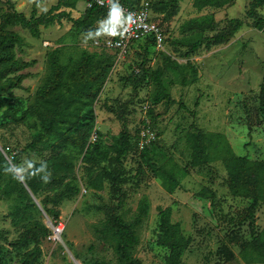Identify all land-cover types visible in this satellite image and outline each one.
Returning a JSON list of instances; mask_svg holds the SVG:
<instances>
[{
    "label": "rangeland",
    "instance_id": "374dc122",
    "mask_svg": "<svg viewBox=\"0 0 264 264\" xmlns=\"http://www.w3.org/2000/svg\"><path fill=\"white\" fill-rule=\"evenodd\" d=\"M56 2L0 0V13L14 8L29 16L35 4L42 12ZM249 3L250 0H236L220 8L199 9L194 0L180 1L179 13L166 33L168 40L163 51L182 64L190 60L191 65H181L179 70L167 67L164 81L177 103L158 104L152 116L148 115V107L153 104L155 83L146 81L142 84L136 79V69H140L145 53L144 45L136 44L126 58L117 56L115 68L95 105L97 118L92 134L100 130L109 134L110 140L109 136L119 134L125 127V121L120 117L124 114L126 124L135 136V150L124 161L126 179L122 187L127 196L121 203L109 177L102 191L88 184L78 159L76 177L81 191L61 204V222L55 224L62 228L58 235L48 222L44 209L39 205L32 206L23 196L21 199L25 203L20 202L18 195L21 193L15 177L9 171L5 173L0 189V264H20L24 252L35 246V242L30 241L19 247L17 239L36 219L52 229L51 233L40 235L43 264L117 263L116 251L98 230L115 206L117 212L137 222L140 241L135 253L143 264H168L169 249L157 240L159 213L161 208L168 206L173 208L172 220L180 222L186 235L192 238V244L184 252L183 264H264V261L244 260L240 254L243 240H251L255 233L264 232V202L254 210L255 215L250 216L249 200L230 192L224 162L216 159L194 166L187 141V134L194 124V129L199 131L223 133L236 153L264 160V108L259 99L264 82V30L254 27V21L247 17ZM86 8L87 0H80L73 15H82ZM259 11L264 16V6ZM205 14H213L218 22L207 30L208 34L227 28L231 18H241L245 22L229 42L214 45L210 50L203 46L190 59L183 58L176 49L180 45H173L172 40L184 42L194 38L196 33L188 28L189 21ZM102 23H107L110 29L113 26L108 19ZM71 27L72 22L67 20L63 24L45 27L40 38L16 27L27 38V44L18 49V54L26 60H35L34 65L26 70L30 76L17 94L24 97L35 94L47 72L50 49L64 45L65 56L76 54L81 48L100 49L94 45L95 36L71 34ZM181 49L186 50V47ZM163 51L149 48V63L153 68L166 67ZM196 71V81L184 84L183 79L192 77ZM180 102L186 107H181ZM145 126L155 131L156 142L166 156L188 169L182 185L174 192L168 191L161 178L155 177L142 162L136 142L138 133ZM39 130L40 127H32L29 122L10 124L0 129V146L5 143L20 150L37 136ZM43 158L44 154L40 152H27L24 169H28L32 161ZM204 188L215 192V204L211 197L202 194ZM26 203L29 204L26 206ZM229 253L236 257L228 259Z\"/></svg>",
    "mask_w": 264,
    "mask_h": 264
},
{
    "label": "trees",
    "instance_id": "16d2710c",
    "mask_svg": "<svg viewBox=\"0 0 264 264\" xmlns=\"http://www.w3.org/2000/svg\"><path fill=\"white\" fill-rule=\"evenodd\" d=\"M79 1L57 0L49 9L42 12L35 4L29 16L14 8L0 13V129L10 124L26 122L32 127H40L37 136L20 150L3 143V148H0V189L4 175L9 171L19 186L20 202L25 203L21 199L23 196L32 206L39 205L27 184L56 225L61 222V204L81 191L76 177L78 159L81 160L80 166L85 172L84 176L88 178V184L102 191L105 189V180L109 177L121 203L127 196L122 187V182L126 179L124 161L135 150L133 141L135 136L128 128L124 114H120V117L125 121V127L119 134L109 136V140V134L97 130V139L90 142L97 118L95 105L115 68L119 50L106 47L91 50L86 47L81 48L76 54L65 56L64 45L54 47L48 51L47 72L35 94L32 97H24L16 92L24 87L25 80L30 76L26 70L35 63V60H26L18 54V49L27 44V38L16 27H22L32 36L40 38L43 28L63 24L67 20L72 22L70 33L74 35H93L95 40L118 36V20L103 6L94 3L87 6L82 15L75 17L73 11ZM123 1L132 6H139L144 2ZM180 1H150L153 18L165 35L171 30L172 21L179 13ZM235 2L236 0H194V5L199 9L208 6L220 8ZM263 6L264 0H250L247 9V17L254 21V27L260 30H264V16L259 11ZM105 19L113 24L111 29L107 23H102ZM229 22L227 28L208 34L207 30L214 28L218 23L213 14L191 18L188 28L194 31L196 36L184 42L172 40V44H179L176 49L180 56L190 59L199 53L203 46L210 50L214 45L229 42L245 21L241 18H231ZM104 33L107 36L104 37ZM167 40L166 37V43ZM136 44H143L145 49L140 69H136V79L142 84L146 81L155 83L153 104L148 107V115L152 116L158 104L177 103V99L169 92L164 81L167 67L179 70L181 65L191 64L190 60L182 64L162 50L166 67L153 68L149 63L148 53L149 48H156L154 37L148 35L133 41L129 53L134 50ZM182 47H186V50H182ZM197 77L196 71L192 77H185L183 83L195 82ZM259 99L261 107L264 108V82L261 85ZM199 101L200 97L197 103ZM180 106L186 107L183 102H180ZM191 127L187 141L192 150L193 165L200 166L221 159L228 171L227 184L231 194L247 198L249 215L254 216V210L264 202V160L236 153L223 133L199 131L194 129V124ZM140 137L141 130L136 145L141 151L144 166L155 177L161 178L168 191L174 192L182 185V178L188 174V169L168 158L156 142L157 138L152 141V145L140 148ZM30 151L40 152L44 154V158L32 161L25 170L24 155ZM10 161L18 168L24 181ZM202 194L211 197L213 204L216 203L214 191L204 188ZM1 196L0 193V199ZM29 203H26V206ZM117 208L115 206L109 211L103 226L98 227V230L118 255V262L114 264H143L135 253L140 241L137 222L128 220L125 214L117 212ZM159 214L157 240L160 245L169 249L167 263L183 264L184 252L192 244V238L186 235L180 222L172 220V206L161 208ZM51 231L52 229L39 219L25 228L17 239L18 246L21 247L30 241L35 242V246L24 252L20 264H43L40 235H47ZM241 246L242 259L249 262L264 261V232L255 233L251 240H243ZM234 256V253H229L226 257L231 259ZM95 264L111 263L96 261Z\"/></svg>",
    "mask_w": 264,
    "mask_h": 264
},
{
    "label": "built area",
    "instance_id": "2783aa9c",
    "mask_svg": "<svg viewBox=\"0 0 264 264\" xmlns=\"http://www.w3.org/2000/svg\"><path fill=\"white\" fill-rule=\"evenodd\" d=\"M94 3L107 8L114 15L118 20L119 32L117 37L111 36L103 40H95V47L119 50L118 56L126 58L133 41L152 35L156 48L166 50V35L153 18L150 1H144L139 6H132L123 0H87V6H92ZM97 137V132H93L90 142H94ZM156 138L155 131L146 126L141 130L140 148H145Z\"/></svg>",
    "mask_w": 264,
    "mask_h": 264
},
{
    "label": "water",
    "instance_id": "95a60500",
    "mask_svg": "<svg viewBox=\"0 0 264 264\" xmlns=\"http://www.w3.org/2000/svg\"><path fill=\"white\" fill-rule=\"evenodd\" d=\"M0 148L2 149L3 147L0 146ZM11 164L13 165V168L15 169V171L17 172V174L21 177V179L24 181V178L22 176V174L20 173V171L18 170V168L12 163V161H10ZM26 184V183H25ZM27 188L29 189V191L31 192L32 196L34 197V199L36 200V202L39 204V206L44 209V207L42 206V204L40 203V201L38 200V198L34 195V193L32 192V190L30 189V187L26 184ZM46 212V211H45ZM48 222L52 225V227H54V229H56L58 232H60V228L57 227L53 220L49 217L48 215ZM75 262H77V260H75Z\"/></svg>",
    "mask_w": 264,
    "mask_h": 264
},
{
    "label": "bare ground",
    "instance_id": "6f19581e",
    "mask_svg": "<svg viewBox=\"0 0 264 264\" xmlns=\"http://www.w3.org/2000/svg\"><path fill=\"white\" fill-rule=\"evenodd\" d=\"M61 229H62V228H60V231H61ZM56 231H57V230H56ZM56 233H57L58 235L60 234V232H58V231H57Z\"/></svg>",
    "mask_w": 264,
    "mask_h": 264
}]
</instances>
